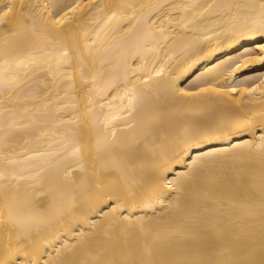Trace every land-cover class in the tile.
<instances>
[{"label":"bare ground","instance_id":"obj_1","mask_svg":"<svg viewBox=\"0 0 264 264\" xmlns=\"http://www.w3.org/2000/svg\"><path fill=\"white\" fill-rule=\"evenodd\" d=\"M264 0H0V264H264Z\"/></svg>","mask_w":264,"mask_h":264},{"label":"snow or ice","instance_id":"obj_2","mask_svg":"<svg viewBox=\"0 0 264 264\" xmlns=\"http://www.w3.org/2000/svg\"><path fill=\"white\" fill-rule=\"evenodd\" d=\"M261 51H264V48H262ZM257 59H259V60H264V56H262V57H257Z\"/></svg>","mask_w":264,"mask_h":264}]
</instances>
